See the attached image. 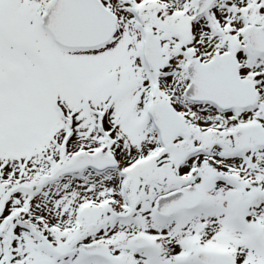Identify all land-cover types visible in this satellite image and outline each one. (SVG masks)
<instances>
[{
    "label": "snow or ice",
    "instance_id": "1",
    "mask_svg": "<svg viewBox=\"0 0 264 264\" xmlns=\"http://www.w3.org/2000/svg\"><path fill=\"white\" fill-rule=\"evenodd\" d=\"M0 264H264V0H0Z\"/></svg>",
    "mask_w": 264,
    "mask_h": 264
}]
</instances>
